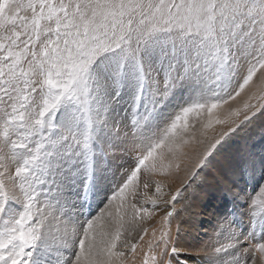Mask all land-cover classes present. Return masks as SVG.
Listing matches in <instances>:
<instances>
[{"label": "snow or ice", "instance_id": "6c2138e0", "mask_svg": "<svg viewBox=\"0 0 264 264\" xmlns=\"http://www.w3.org/2000/svg\"><path fill=\"white\" fill-rule=\"evenodd\" d=\"M257 126L264 0H0V264H264Z\"/></svg>", "mask_w": 264, "mask_h": 264}, {"label": "rangeland", "instance_id": "374dc122", "mask_svg": "<svg viewBox=\"0 0 264 264\" xmlns=\"http://www.w3.org/2000/svg\"><path fill=\"white\" fill-rule=\"evenodd\" d=\"M247 158H251L255 161V164L257 166V174L260 173V164L261 161H264V130H261L259 126L250 130L247 134H245L243 138H237L232 144H230V146L223 154L217 157L212 168L209 170L210 175L208 177L207 183L202 189L191 193L192 205L195 203V200L200 196V194H202V192L208 193L209 187L214 188L215 190L219 187L218 181L217 185H215V182L217 180L215 174H218V171L224 183H227L230 178L229 176H231L230 173H234L235 170L239 169V167L245 162V159ZM219 168L220 170H218ZM236 172L238 174V171ZM240 183H242L241 179ZM221 199V202L218 203V209H213L212 206H208L206 209L203 202L200 201L199 207H202L201 211L203 213L206 214L208 212H212L213 216L218 215L221 212L234 210L233 204L231 202V197L229 194L227 195V192L223 193ZM244 223H247L246 219L244 220Z\"/></svg>", "mask_w": 264, "mask_h": 264}, {"label": "bare ground", "instance_id": "6f19581e", "mask_svg": "<svg viewBox=\"0 0 264 264\" xmlns=\"http://www.w3.org/2000/svg\"><path fill=\"white\" fill-rule=\"evenodd\" d=\"M220 170V168L218 169ZM237 170H235L234 173H230L231 176H229V180L227 183H224L219 171H218V174H215V177H216V182H215V185H217V181H219V187L215 190L214 188H211L209 187V191L208 193L206 192H202V194H200V196L195 200V203L193 204V212L195 213L193 219L196 221V225L198 226L199 222L200 221H207V220H210L212 219L214 216H213V213L211 212H208V213H203L201 211V208L199 207V201L200 202H203L204 204V207H207L208 206H212L213 209L216 208L218 209V203L221 202V196L223 195V193H226V189L227 187L229 186V184L232 182V181H236L238 183H240V175L237 174ZM260 178V173L256 174V179L258 180ZM241 184V187H243L244 185L242 183ZM227 195H228V192H227ZM198 196V195H196ZM233 209H234V205H233ZM217 213V211H216ZM215 214V212H214ZM216 216V215H215ZM198 220V221H197Z\"/></svg>", "mask_w": 264, "mask_h": 264}]
</instances>
